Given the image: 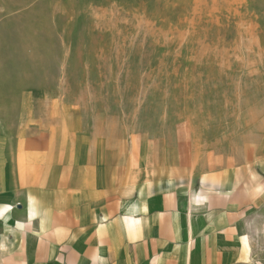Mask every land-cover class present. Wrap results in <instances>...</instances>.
Instances as JSON below:
<instances>
[{"label": "rangeland", "instance_id": "374dc122", "mask_svg": "<svg viewBox=\"0 0 264 264\" xmlns=\"http://www.w3.org/2000/svg\"><path fill=\"white\" fill-rule=\"evenodd\" d=\"M3 136L98 194L243 165L264 149V0H0Z\"/></svg>", "mask_w": 264, "mask_h": 264}, {"label": "crops", "instance_id": "0c3cea01", "mask_svg": "<svg viewBox=\"0 0 264 264\" xmlns=\"http://www.w3.org/2000/svg\"><path fill=\"white\" fill-rule=\"evenodd\" d=\"M6 142L0 264H264V149L183 188L98 194Z\"/></svg>", "mask_w": 264, "mask_h": 264}]
</instances>
